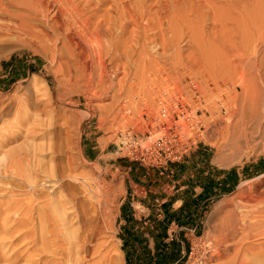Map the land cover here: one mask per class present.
<instances>
[{"label": "rangeland", "instance_id": "obj_1", "mask_svg": "<svg viewBox=\"0 0 264 264\" xmlns=\"http://www.w3.org/2000/svg\"><path fill=\"white\" fill-rule=\"evenodd\" d=\"M40 2L42 4V0H0L3 14L0 24L9 25L0 27L1 167L9 168L10 155L16 151L29 154L31 160L54 165L51 161L54 152L49 145L55 141V135L64 134L74 142L72 148L67 146L66 153L79 156L82 169H95L96 176L104 181L102 185L105 184L108 192L99 207L108 235L105 239L118 245L122 264L218 263L221 259H209L218 230L225 227L226 222V225L230 223V218L234 222L240 220L239 224L236 222L240 230L243 220L239 205L245 203V213L249 214L245 219L257 222L244 240V246L250 248L248 259L253 264H264V38L240 39L237 36L252 30L230 22L231 37L223 45L196 38L191 41L188 27L184 29L180 24L186 35L181 31L179 39L166 40L173 46L168 44V49L172 47V50L166 49L165 55L160 40L150 41V44L145 41V45L138 43L136 48L140 47L139 51L144 48L147 54L118 58L120 67L116 72L103 70L104 78L112 77L113 86L100 82L96 65L94 89L98 87L95 89L98 95L94 97L83 91V75L78 77L79 85L75 87L72 83L81 68L78 70L73 63L72 71L67 70L69 66H61L64 64L60 61L67 56L62 42L57 40L53 45L50 39H39L17 28L21 20L29 28L47 25L53 10L44 9ZM210 22L207 28L213 30ZM44 39L49 43L47 46ZM51 48H55L54 51ZM62 48L65 51H61ZM157 50L161 52L154 54ZM62 53L66 56L61 58ZM109 57L106 55L105 59L109 66L116 63ZM129 59L134 61L127 65ZM72 66L76 67L75 71ZM71 72L74 77L70 76ZM190 81L197 82L199 95L189 87ZM176 94L181 95L189 109V117L182 122L185 138L191 144L182 158L151 165L121 156L117 151L120 133L131 131L147 137L155 132L160 98L165 95L170 100ZM9 136L15 140L8 141ZM29 168H23V175L33 180L36 176L32 177L35 173H29L32 166ZM10 179L9 176L0 181L6 187L10 186ZM55 194L53 197L60 192ZM250 195L251 202H243ZM7 198L8 195H0V204ZM44 201L49 200L39 201V205L43 204L41 207ZM30 222L25 228L27 225L15 220L10 223L9 232L0 234V264H8L13 259L16 260L10 264H28L26 257L34 256L37 248H33L39 247V233L31 218ZM71 225L73 222L68 226ZM20 226L24 230H20ZM76 226L74 223L72 231ZM67 230L64 231L69 233L66 238L72 232L67 233ZM256 232L262 235L255 236ZM18 253L22 254L21 258L14 256ZM42 254L37 255L35 251L42 261L32 256L30 264H59L64 256L50 251ZM9 255H12L10 261Z\"/></svg>", "mask_w": 264, "mask_h": 264}, {"label": "bare ground", "instance_id": "obj_2", "mask_svg": "<svg viewBox=\"0 0 264 264\" xmlns=\"http://www.w3.org/2000/svg\"><path fill=\"white\" fill-rule=\"evenodd\" d=\"M41 5L49 12L53 10L52 15H49V17H52L48 20V26L45 24L47 27L42 24H37L29 28L28 24H25L24 21L21 20L20 23L17 24V28L28 34H35L37 38L44 37L46 40L50 39L53 41V45H56L57 40H59L60 43L62 42L63 45H61L64 46V49L66 48L67 56L65 55L66 58H63L62 61H60L61 59L59 60L64 64V66H61L64 68L65 66H69L68 68L70 69L67 70L72 71L71 64L73 63L78 70L80 68L82 70L84 69L85 71L83 70V72L82 70H79V73L76 69V80H73L74 82L72 83L75 84V87L76 85H79L78 77L83 75L85 78V82L83 83V86L85 87L83 91L91 93L94 97L98 95V91L95 90L98 87L94 89L95 75L93 71H95L94 67L96 65L99 67V71L96 70L100 72V82L111 85L112 77L104 78L103 70H105V73L107 68L113 72L119 70L120 66L119 60H117L118 58L123 59L126 56L129 58L128 56L131 57V55H134L135 53H146L147 51L144 48L139 51L138 49L140 47L137 49L136 44H144L145 41L150 44V41L157 39L158 41L160 40V43H162L161 45L164 46L161 49H165L162 51L163 54L167 53L166 49H168V44L169 46L171 44L166 43V40L169 41L170 39L171 41V39H179L178 37L182 34L181 31L185 29V26H187L189 30L187 27L186 29L191 32V41H193V38H196L202 41L204 40V42H220L223 45L230 40L229 38L231 37L228 31V25L230 22L235 26L238 25L241 27V25H244L246 28L249 27L250 30H252L249 31V33L246 32L237 36L240 37V39H258L257 37L264 38V0H42ZM0 15L3 17L2 13H0ZM208 21L212 22L213 30H208ZM2 23H4V20ZM180 24L183 25V30L180 28ZM4 25L1 26L0 24V27H4ZM131 25L132 28H130ZM5 27H9V25L7 24ZM14 27H16L15 24ZM150 31L153 33H149ZM169 31L172 32L171 35H168V33H170ZM184 31L183 35H186ZM194 41L197 42L198 40ZM47 44L49 43L47 42L46 46ZM52 44L50 45L52 46ZM165 46L167 47L165 48ZM63 48L61 51L64 50ZM180 48H177V50ZM51 49L54 51L55 48ZM169 49L172 50V47ZM160 52V50H157L154 54ZM203 53L204 52L202 51V54ZM209 53L212 54V51ZM53 54H55V52H53ZM218 54L216 53V55ZM106 55L107 57L110 56L112 58V62L116 60V63H111L109 66L106 63L107 61H105ZM190 55L191 54H189V56ZM63 56L64 54L61 55V58ZM143 57L145 58V56ZM108 60L110 61V59ZM125 61L128 62V60ZM130 61L131 60L129 59L127 65L130 64ZM133 61L134 60L131 62ZM74 66H72L73 69L76 68ZM97 75L98 74H96V76ZM70 76L74 77V74L71 72ZM83 77L81 76L82 79ZM122 79L123 78H121V80ZM104 88L105 87H103V90L102 88L99 89L104 91ZM107 88L110 89V86ZM243 132L246 131L243 129ZM45 134L44 136H46ZM63 135H55V141L52 140L53 138H50L53 142H51L49 148L54 152V156L51 155V161L55 162L54 165L51 164L52 166L47 165L41 160H31L29 158L32 156L27 153L21 154L16 150L13 156L10 155L12 159L10 160V165H7L9 167H7L8 169H6V167L2 168L1 165L3 166V164H0V180H4L5 177H11V183H9L10 186L5 187V183H1L2 181H0V192L8 190L6 194L0 193V195L2 197L8 195L9 197L7 198L8 200L4 201L5 203L3 202L0 204V234H2V232H9L12 228H10V223L15 220H18L20 224L27 225L24 227L28 228L31 218L32 222L34 221V224L36 225L34 228H36L39 233L37 234V244L39 247L36 246L33 248V250L37 248V250H35L37 255L49 251L50 253H62L64 256L61 254L63 259L61 261L59 260V264H122V255L118 250V245L105 239L108 235H106V228L104 229V222L102 223L101 219L104 214L102 208L99 207V205H103L106 192H108L105 184L102 185V182L104 181L96 176L95 169L86 171L82 169L83 165L80 164L81 159L78 158L79 156L74 154L73 156L66 153L67 146L68 148L69 146L72 148L71 146H73L72 143L74 142L69 136ZM13 139V136L8 137V141L11 140L12 142ZM37 147L38 146H36V149ZM24 165L28 166L27 168L32 166L29 173H35V175L32 174V177L36 176L33 180H31V175L29 176L28 174L30 177L28 179L27 174L23 175V168L27 169L26 166L23 167ZM13 166L20 170H15L14 168L9 170ZM24 176L27 180H25ZM2 177L3 179H1ZM24 187L28 189L24 191ZM50 187H52V191H49ZM58 191L60 192V195L57 194L58 196L53 197ZM46 199L49 201H44L43 203L45 204L41 207L40 205L43 204L39 205V201ZM251 200L250 195L243 202L248 203L251 202ZM239 209L242 213L240 214V216H242L240 219L243 220L240 223V225L242 224L240 230L237 227L240 220L238 222L236 221V224L233 218H230V220H232L230 223L226 225V222L225 227H221V229L218 230L219 234L215 238V243L213 244V249L209 257L210 260L221 259V261L215 264H253L251 260L248 259L250 248L247 249L246 246H244V240L249 237L252 226L256 225L254 223L256 221L250 222V219H245V217L249 215H247L248 211L245 213L247 210L246 203L239 205ZM12 211H14L15 214ZM11 212L14 216L11 215ZM36 213L37 215H35ZM71 222H73V225L74 223H77L78 225L74 227L76 229H73V231L71 229L73 225L68 226ZM34 228H30V231H34ZM64 228L72 231L68 238H66V235H69L68 230L66 229L68 233L66 234ZM22 229L23 227H21L20 230ZM258 231L259 230H257V232ZM258 233L257 235H254H262H259ZM35 251L34 256H37L35 255ZM20 255L22 256V254L18 253V255L14 256L19 257ZM32 256L33 254L26 257L28 264L31 263V260L34 257ZM252 256L255 255L253 254ZM11 257L12 255L8 257L9 261L12 260ZM37 257L39 258V256ZM2 258L5 260L7 259L4 257ZM40 259L41 255L38 262ZM255 259H257V257ZM15 260L13 259L11 262H14ZM34 262H37V260Z\"/></svg>", "mask_w": 264, "mask_h": 264}, {"label": "built area", "instance_id": "obj_3", "mask_svg": "<svg viewBox=\"0 0 264 264\" xmlns=\"http://www.w3.org/2000/svg\"><path fill=\"white\" fill-rule=\"evenodd\" d=\"M189 83V87L199 95L197 82ZM188 110L181 95L176 94L170 100L164 95L159 100V115L155 119L157 130L147 137H141L131 131L121 132L118 153L131 160L151 165L180 160L191 144L190 140L185 138L182 122L189 117ZM155 135L157 136L153 138ZM124 152L126 153L123 154Z\"/></svg>", "mask_w": 264, "mask_h": 264}]
</instances>
